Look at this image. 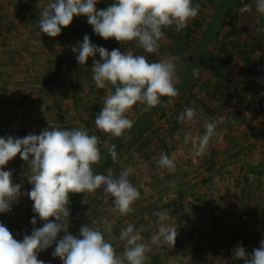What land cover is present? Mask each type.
<instances>
[{"label": "rangeland", "instance_id": "1", "mask_svg": "<svg viewBox=\"0 0 264 264\" xmlns=\"http://www.w3.org/2000/svg\"><path fill=\"white\" fill-rule=\"evenodd\" d=\"M233 2H202L197 16L188 21L192 23L200 16L201 30L194 46H197V60L194 63L175 60V87L179 94L171 98L170 103L158 104L147 111L143 110L144 105H134L128 113L134 121L138 120L141 112L143 116L150 112L144 125L154 122V128L159 127L160 136L152 138L146 155L141 145L150 132L146 135L140 132L144 125L141 124L138 130L131 128L120 137L100 130L102 134L98 137L102 159L93 165V171L106 172L111 167L115 174H119L122 168L131 166L134 171L129 179L139 190L140 197L132 205L133 212L121 215L111 206L113 197L106 202L102 189L83 193L78 220L74 222L76 233H80L82 225L104 231L106 223L111 222L110 240L118 255L122 256L124 242L119 239L121 228L128 223L136 228L143 226L141 233L144 242L161 247L159 262L155 263L150 256L149 246L145 264H199L210 261L213 264H243L242 258L233 255V249L243 245L246 252L251 254L253 249L260 246V241L264 239V224L259 225L264 210V140L261 146L248 150L246 154L240 151L241 155L233 160L228 157L224 136L229 135V129L234 134L238 133L241 138L238 148L244 150L252 141L249 128L263 124L255 113L259 109V100H252L251 93L264 91V74L256 89L247 92L227 80H216L206 63L214 47L216 30L222 25L225 10ZM46 3L47 0H41V5L39 0H0V136L17 137L18 134L24 137L29 133L39 134L51 127H83L90 134L99 130L94 123L95 116L102 108L103 97L112 87L98 88L92 78L94 59L102 58L97 53L94 58H88L87 64L81 65L72 50L73 46H78V41L83 40L81 37L74 36L72 31H61L56 37L41 33L37 21L41 6ZM243 3L252 5L249 12H239ZM241 6L235 11L238 25L245 31L243 36L256 40L263 49L260 51L264 52V31H258L264 28L261 21L263 13L257 11L255 0H241ZM73 21L75 27L84 25L82 19L74 17ZM222 29L224 35L229 30L228 26ZM164 40L162 38L160 44ZM96 45L108 50L119 48L122 53L128 49L133 54L134 47L141 48L135 41L125 43L115 38L105 39ZM161 52L158 49L155 54L160 56ZM162 56V59L175 57L169 52ZM257 58L258 67L264 71V53L258 52ZM193 68H199V76L193 75ZM56 69L60 77L52 78L51 73ZM73 76L80 77L78 84ZM207 81L209 85L205 86ZM79 84L81 89H75V85ZM195 93L213 111L207 112L202 105L195 107L186 104L188 99L193 100ZM161 100L168 101L169 97H161ZM6 101L17 102L20 107L18 112H14L17 118L1 126V113L9 109ZM187 107L197 110L195 120L192 123L179 121L174 127L172 117L178 109ZM210 120L216 121L219 135L213 137L204 154L198 156L190 142L184 143V133L190 130L194 135L202 134L204 124ZM106 144L116 145L117 162L112 161ZM214 148L219 152L218 166L215 170L207 171ZM161 153H167L174 160L173 170L158 165ZM4 167L12 171L13 182L21 184V195L11 211L0 213V222L15 239L20 240L21 234H31L32 231V224L22 206L33 205L27 195L31 185L25 180V175H30V171L19 154ZM156 210L166 211L168 218L165 223L177 228L174 245L153 242L158 228L157 217L153 215ZM201 233H204L205 239ZM247 233L254 238L246 241ZM54 248L55 243L39 252L38 259L50 264H63L59 257H53ZM186 249L191 253L188 256L184 255ZM192 257L197 259L196 263Z\"/></svg>", "mask_w": 264, "mask_h": 264}, {"label": "clouds", "instance_id": "2", "mask_svg": "<svg viewBox=\"0 0 264 264\" xmlns=\"http://www.w3.org/2000/svg\"><path fill=\"white\" fill-rule=\"evenodd\" d=\"M98 0H47L41 6L38 19L39 31L51 37L58 36L63 27H68L76 16H86L87 22L96 34L104 39L115 38L119 42L135 41L145 52L156 53L160 41L165 37L164 29L175 25L180 31L188 21L197 16L200 5L193 0H113L107 8L97 9ZM41 5V0H39ZM257 11L264 13V0H255ZM252 5L243 3L239 12H249ZM258 31H264L259 28ZM79 64H87L89 57L98 53L101 60L94 59L92 78L98 88L112 87L103 97V105L95 116V126L111 136L120 137L131 129L134 121L128 113L134 105H144L143 110L162 103H170L179 94L175 87L176 57L150 61L143 54H133L126 49L111 50L92 43L85 34L78 46H73ZM193 75L199 76V68H193ZM161 97H169L162 101ZM197 115L194 107L185 108L178 120L192 123ZM205 131L194 135L187 130L184 143H191L196 155H202L213 137H217V123L210 120L204 124ZM113 162L118 161L115 144L105 145ZM19 154L27 162L32 187L27 195L33 201V212L45 223L34 227L31 234L22 240L13 237L10 230L0 222V264H50L38 259V253L55 243L53 257H59L63 264H145L149 245L144 242L141 228L128 223L121 228L119 239L124 242L122 256L118 255L105 232L112 233L111 222L104 231L82 225L80 235L68 231V207L70 193H94L102 189L114 199L111 206L121 215L134 211L132 205L140 197L129 176L131 166L115 174L111 167L106 172H94L93 165L101 159L99 137L90 134L83 127H51L39 134L29 133L24 137L0 136V213L12 210L21 195V184L14 183L12 171L5 165ZM31 157V158H30ZM161 168L169 171L175 167L174 160L167 153H161L157 161ZM157 217V233L153 242L174 245L177 228L165 223L168 214L154 211ZM55 217V220L49 219ZM31 223L36 225L37 217ZM64 235L61 237L60 233ZM236 258L243 264H264V239L260 246L247 253L243 245L233 249Z\"/></svg>", "mask_w": 264, "mask_h": 264}, {"label": "trees", "instance_id": "3", "mask_svg": "<svg viewBox=\"0 0 264 264\" xmlns=\"http://www.w3.org/2000/svg\"><path fill=\"white\" fill-rule=\"evenodd\" d=\"M214 0H193L194 3H198L200 7L202 6V2L204 3H211ZM250 2V0H247ZM111 3H113V0H98L96 7L97 9H104L107 8ZM241 6V0H234L232 5L228 7L225 10V15L223 17L222 25L216 30V36H215V43L213 49L209 52V56L207 57V66L210 69V72L212 76L218 80V81H224L227 80L231 85L236 86L237 88H243L245 91L249 92L252 89H256V85L262 80L264 71L258 67V59L257 55L258 52L263 54V50L260 47V44L252 41L253 39H250L248 37H244V30L240 28L238 25V16L236 13V9ZM199 7V10H200ZM199 13V11H198ZM77 20L82 19L83 26L82 27H75L74 21L68 26L63 27V32L72 31L71 33L74 34V36L77 35V37H81L83 39L85 34H88L90 37L92 43L99 44L101 42H104V38L96 34L93 30V27L87 22V17L81 15V17L76 16ZM200 16L197 18L198 20L194 22H188L187 27L177 31L175 25L168 26L164 29L165 32V40L164 42H161L159 50H161L162 54L160 56L156 55L155 53H147L142 48L134 47L133 51L134 54H143L147 57L148 60L154 61V60H160L162 59V55L164 53L169 52L173 54L177 59H180L182 61H188L189 63H194L197 60V46L194 47L196 44V36L201 30V23L199 20ZM261 21L264 23V13L261 16ZM82 25V24H81ZM228 26L229 30L224 35L223 33V27ZM113 40V38H111ZM259 46V47H258ZM50 75V74H49ZM233 75V76H232ZM52 78H58L60 77V74L58 72V69H56L53 73H51ZM80 77H74L73 79L78 84ZM209 85V81L206 82L205 86ZM203 86V85H201ZM81 89L80 84L75 85V89ZM203 88V87H202ZM252 100H259V109L256 113V117L258 116L263 120V124L259 127H250L249 128V137L252 139L250 144L246 145L244 150L239 149L238 146L241 138L238 133H232V131L229 129V135H225V139L227 141V153L228 157L237 160L239 155H241L239 152H246L248 150H251L254 147L261 146L263 140H264V91L263 92H252L251 93ZM7 106L9 109H7L5 112L1 113V126L10 123L12 120L16 119L17 114L14 112H18V107H20V104L14 101H6ZM189 106H200L204 107V109L209 112L213 111L210 106L207 104H204L202 101V98L195 93L193 96V100L188 99V101L185 102ZM185 109V108H184ZM184 109H178L176 112V115L172 117V125L176 127L179 123L178 116ZM136 128H139L138 125H136ZM135 129V127H132ZM132 129V130H133ZM140 132L144 135L150 132V137L148 136L145 140V142L141 145V150L145 152V155L148 150V146L150 145V142L152 138L160 136L159 127L154 128V122H150L149 124H145L143 128L140 130ZM26 133V132H25ZM24 133V134H25ZM91 134L99 135L102 134V131L95 130L92 131ZM18 137L20 135L17 134ZM234 148H236V151H234ZM230 151H234V153H230ZM213 155H211V158L209 160V170L212 171L215 170L218 166V160L217 157L219 155V152L217 149L212 150ZM132 160V159H130ZM28 165V164H27ZM208 168V167H207ZM28 173L25 175V180L31 185V183L28 180ZM210 178V177H208ZM207 178V179H208ZM32 187V185H31ZM83 193H70V203L68 205L70 209V217L68 218V231L71 232L73 235L79 236L80 233H76V228H74V222L76 223L78 220V211L81 207V198ZM24 211L26 212V215L28 216V219L31 222V219L33 216L37 217V223L36 225H33L31 229L34 227H41L45 221L41 218H39L38 214L33 212V205L25 204L22 205ZM174 210V209H173ZM173 212V211H172ZM172 214V213H171ZM49 219L55 220V217H50ZM213 225H215L216 219L215 216L212 217ZM264 224V210L261 214V219L259 222V225ZM202 238L205 239L204 233H201ZM64 235L63 232L60 233V236L62 237ZM257 236V234H256ZM24 237L23 234H21L22 240ZM148 238V237H147ZM253 237L252 234L247 233L246 234V241L251 240ZM151 246V252L150 256H152V259L155 261V263L159 262V254L161 250V247L154 244H149ZM194 248V246L192 247ZM117 254L118 251L115 249ZM193 251V249H191ZM191 251V252H192ZM252 253V252H251ZM190 253L189 249H186L184 252L185 256H188ZM55 258V257H54ZM193 261L196 263L197 259L195 257H192ZM56 263V262H55ZM199 264H213L211 263H199ZM228 264H236V263H228Z\"/></svg>", "mask_w": 264, "mask_h": 264}, {"label": "crops", "instance_id": "4", "mask_svg": "<svg viewBox=\"0 0 264 264\" xmlns=\"http://www.w3.org/2000/svg\"><path fill=\"white\" fill-rule=\"evenodd\" d=\"M147 114L145 115V116H143V112H141V114H140V117L138 118V120L136 119V120H134V125L136 126V125H138L139 127H140V125L142 124V125H144V123H145V121H146V119H147V117L150 115V112H146ZM145 114V113H144ZM131 117H133L132 115H131ZM130 118V117H129ZM134 118V117H133ZM133 125V126H134ZM132 126V127H133ZM136 130H138L139 128H135ZM134 133H135V131H134ZM105 237L107 238V239H110V237H111V235H109L108 233H105Z\"/></svg>", "mask_w": 264, "mask_h": 264}]
</instances>
